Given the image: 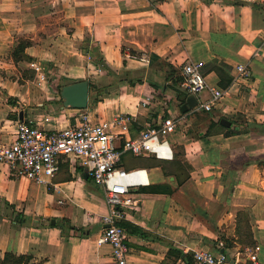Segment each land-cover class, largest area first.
Returning <instances> with one entry per match:
<instances>
[{
  "label": "crops",
  "instance_id": "obj_1",
  "mask_svg": "<svg viewBox=\"0 0 264 264\" xmlns=\"http://www.w3.org/2000/svg\"><path fill=\"white\" fill-rule=\"evenodd\" d=\"M253 3L264 0H0V136L6 142L14 139L19 120L49 129L67 126L83 113L96 122L126 113L130 134L137 136L148 122L183 112L173 78L183 76L186 62L216 59L251 68L250 79L235 78L222 87L225 96L210 110L200 106L210 96L205 91L183 112L185 124L169 136L182 161L175 174L163 169L172 171L173 159L142 156L145 164H139L134 155L123 153L122 165L147 168L149 179L137 189L123 220L131 225L126 226V242L132 264H187L184 254L168 256L166 242L193 258L200 250L224 251L232 264H264V129L227 134L229 127L220 121L231 120V128H244V120L264 123V7ZM55 7L60 24L50 30L47 18ZM21 39L32 43L15 61L12 51ZM85 39L95 40L113 67L138 72L143 81H124L117 98L103 96L86 108L64 106L59 96L43 95L38 73L34 81L26 74L32 61L60 75L78 68L79 61L90 65L92 58L79 47ZM169 66L178 71L167 77ZM54 71H46L49 83ZM203 71L211 85L220 86L214 70L204 66ZM177 87L187 92L181 83ZM151 95L152 103L142 105ZM127 100L135 101V110ZM195 116H203L207 124L190 136L187 129ZM3 199L17 210L22 207L28 219L0 220L1 256L30 254L41 264H118L112 246L98 242L108 206L103 187L88 176L82 162L61 156L54 177L39 183L0 162ZM63 220L83 232H63L55 225ZM248 227L253 244L246 240Z\"/></svg>",
  "mask_w": 264,
  "mask_h": 264
},
{
  "label": "built area",
  "instance_id": "obj_2",
  "mask_svg": "<svg viewBox=\"0 0 264 264\" xmlns=\"http://www.w3.org/2000/svg\"><path fill=\"white\" fill-rule=\"evenodd\" d=\"M143 57L147 59L146 55ZM35 65L39 81L48 82L49 77L41 71V66ZM201 65L186 62L182 67L181 85L189 94L197 97L208 91L209 98L202 101L200 106L210 110L225 96L226 90L211 85L202 73ZM236 71L235 78L251 77V68L246 63L240 62ZM154 99L153 95L147 96L141 103L149 106ZM185 118L186 113L171 112L148 122L137 136L130 134L131 117L126 113L118 114L113 120L98 122L83 113L67 126L49 129L19 120L12 141L6 142L0 136V162L7 163L14 174L27 176L37 183L54 177L61 156L82 162L88 176L103 187L108 206L102 216L104 227L98 242L112 246V256L118 264H132L126 242L128 230L122 222L135 203L137 189L146 185L149 179L147 168H125L122 165L123 153L172 160L175 153L169 136L185 123ZM120 141L122 147H119ZM194 260L197 264H232L224 251H196Z\"/></svg>",
  "mask_w": 264,
  "mask_h": 264
},
{
  "label": "trees",
  "instance_id": "obj_3",
  "mask_svg": "<svg viewBox=\"0 0 264 264\" xmlns=\"http://www.w3.org/2000/svg\"><path fill=\"white\" fill-rule=\"evenodd\" d=\"M239 2L243 3L242 1H239ZM239 2H237V3H239ZM253 6L264 7V3H253ZM29 45H30L29 41L25 42L24 40H20L18 45L12 51V55H13V58L15 61H17L18 59H20L22 57V54L25 51V48L28 47ZM81 47H82L83 51H85L87 54H89L93 58V60L98 64L100 69L104 70L107 73V75H112L118 79H121L123 81H129V82L134 83V84L136 82L141 83L143 81V76H138L137 78H131V79L128 78V76L121 77L120 72H123L125 75L128 73L125 71H119L117 68L113 67L109 62H107V60H106L105 56L103 55L99 45L94 46L92 48L90 41L86 40L85 42L82 43ZM204 66H207L209 71L214 70L218 74V76L220 78V86L225 88V89L228 88L235 79V75L237 72L236 68L225 63V62H223V61H218V60L214 59L213 61H211L208 64H202L201 65L202 73L204 72L203 71ZM35 67H36L35 64L31 65V68L35 69ZM169 67L170 68L172 67V68L169 71L167 77H170L173 73H176L178 71L177 68H175L173 66H169ZM182 81H183V76H181V75L174 76V78H173V83H174L173 85L177 90L178 98L181 99L182 103H183L186 101V99L188 97V93L183 91V90H180L177 87V84L181 83ZM104 96H106V94ZM100 97H101L100 95L97 96L96 100H99ZM8 100L10 102H14L13 98H9ZM242 124L244 125V128H240V125L235 127V128L229 127L227 134H239V133L253 132L254 126L256 128L264 129V123H258V122H252L249 120H244V122H242ZM150 159H151V161L155 160L154 157L150 158ZM171 164L173 166L172 171L169 170V168H167L165 165H163L164 172L167 175L175 174V170L182 165V161L180 158H178V156H175L173 158V160L171 161ZM1 201L2 202H0V213L2 212V209H7V210H11L12 215L11 214L5 215V213L4 214L2 213V216H0V220L4 217H8L14 223H25L27 221L28 216L24 212L18 211L14 204L10 203L8 200H5V199H3ZM240 214H241V216H243L244 212H241ZM122 224L127 226V228H130V226H131V225H128V224L123 223V222H122ZM55 225L60 226L62 228L63 232H65V233H66V231H70V230L83 232L82 228H79L77 226H73L67 220L60 221ZM135 229L137 231L144 232L139 228H135ZM158 239H160V238L158 237ZM246 240L250 244L254 243L253 235H252L250 228L247 231V239ZM166 244L169 247V251H168L169 257L175 256L176 258H179L184 254L185 255L184 259L186 260L187 264H193L194 258H193L192 254L184 253V251L177 248L171 242H166ZM0 264H41V263L33 261V256L30 254H15L13 252H6L3 256L0 255Z\"/></svg>",
  "mask_w": 264,
  "mask_h": 264
},
{
  "label": "rangeland",
  "instance_id": "obj_4",
  "mask_svg": "<svg viewBox=\"0 0 264 264\" xmlns=\"http://www.w3.org/2000/svg\"><path fill=\"white\" fill-rule=\"evenodd\" d=\"M54 9H56L57 11L54 12L53 14H51L50 16H48L47 18V27H49V29H54L55 26L60 24V14L61 12L58 11L59 8L55 7ZM67 30L69 31V29L67 28ZM24 40L25 42L29 41L30 44L32 43L31 39H21ZM86 40H89L92 48L94 46H98V44L95 42V40H91V39H85L83 40V42H85ZM82 44V43H81ZM80 44V49H82V45ZM83 51V50H82ZM80 52V51H79ZM83 53H86L85 51H83ZM87 54V53H86ZM79 56V55H77ZM91 57V56H90ZM92 58V57H91ZM93 63L91 62L90 65L85 66L84 64H82V61L78 62L79 67L75 68L73 70H67V71H63V73L60 75L58 74V72L53 69L48 68L47 70H51L54 71L55 75V79L52 82H44L43 85V89H42V93L43 95H48L51 98L53 96H59L60 100H63L60 90L62 88L63 85L73 82V81H78V80H83V79H88L90 82V99L89 101H94V99L97 98V96H101L103 97L105 94L107 95H114L112 97L117 98V94L120 93L121 89L123 88L124 85V81L121 79L116 78L115 76L112 75H107V73L104 70H98V64L93 60ZM36 64L35 61H32V64ZM37 64H39L41 66V71L46 73V67L44 66V64L40 61H37ZM98 66V67H97ZM100 68V67H99ZM37 73H38V69H32L30 70L27 74L28 77H30L32 79V81H34L35 79H37ZM121 77H126L128 76V78H137L140 74L138 72H132L129 74H124L123 72H120ZM33 84V83H32ZM40 85V86H42ZM42 88V87H40ZM127 102L131 103V107L133 106L134 108V102L135 101H130L127 100ZM132 108V109H133ZM135 110V108H134ZM186 122V121H185ZM193 124L191 125V127H189L190 129H187V132L190 136H193L195 134V132H197L199 129H203L206 124L207 121L206 119H203V116H195L193 118ZM185 124V123H184ZM183 124V125H184ZM209 124V123H208ZM182 125V126H183ZM186 131V130H185ZM135 160L137 163L139 164H145V159L142 156H135ZM17 177V176H15ZM0 202H2L0 200ZM22 207H20V209L18 211H21ZM23 212V211H21ZM2 213L5 215L11 214V210H2V212L0 213V216H2ZM30 221L32 222V220L30 219Z\"/></svg>",
  "mask_w": 264,
  "mask_h": 264
},
{
  "label": "water",
  "instance_id": "obj_5",
  "mask_svg": "<svg viewBox=\"0 0 264 264\" xmlns=\"http://www.w3.org/2000/svg\"><path fill=\"white\" fill-rule=\"evenodd\" d=\"M63 98L64 106H71L75 108H86L89 104L90 99V82L88 79L73 81L62 86L60 90ZM197 103L195 95H190L186 102L181 104V110L183 112L189 111L190 108L194 107ZM221 123L225 126H231V120L222 118ZM54 224L55 218L51 219Z\"/></svg>",
  "mask_w": 264,
  "mask_h": 264
}]
</instances>
